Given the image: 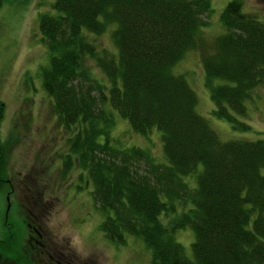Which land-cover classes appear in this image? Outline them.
I'll return each mask as SVG.
<instances>
[{"label":"trees","instance_id":"16d2710c","mask_svg":"<svg viewBox=\"0 0 264 264\" xmlns=\"http://www.w3.org/2000/svg\"><path fill=\"white\" fill-rule=\"evenodd\" d=\"M240 5H222V34L207 49L199 32L208 0H53V13L36 15L48 51L39 69L42 90L56 123L71 133L62 165L73 159L88 177L91 200L104 215L102 235L114 243L125 234L139 237L151 264L264 262V142L220 140L196 113L185 77L171 72L184 52L199 49L210 115L247 130L233 114L245 115L250 90L264 83V23ZM107 23L114 24L115 55L85 37ZM1 110L0 103V119ZM114 111L138 135L158 131L162 161L135 144L112 145ZM5 151L0 143V183ZM179 228L193 233L188 258L173 238ZM7 243L0 240V264H20L9 259Z\"/></svg>","mask_w":264,"mask_h":264},{"label":"rangeland","instance_id":"374dc122","mask_svg":"<svg viewBox=\"0 0 264 264\" xmlns=\"http://www.w3.org/2000/svg\"><path fill=\"white\" fill-rule=\"evenodd\" d=\"M208 1L211 10L202 17L206 25L199 32L205 49L211 47L213 37L222 34L218 17L222 5L228 2ZM238 1L240 10L264 23V0ZM52 2L2 0L0 5V143L6 147L5 172L0 183V240H9L4 246L7 250H2L8 251L9 259L20 258V264L24 262V255L30 264H44V257L34 245H27L24 211L17 206V202L21 204L28 198L35 200L31 213L39 210L37 218L44 237L57 241V248L63 254L79 257L86 264H151L148 249L139 237L125 234L123 242L114 243L102 235L99 223L104 215L91 200L92 184L73 159L67 169L62 165L63 156L69 154L66 138L71 133L56 123L50 99L42 90L39 69L47 64L48 51L40 41L36 26L37 14L54 12ZM113 26L107 23L100 34L87 32L85 37L96 49L100 46L115 55L116 48L109 34ZM199 59V49L187 50L172 65L171 71L183 75L192 88L197 97L196 113L207 119L220 140L260 138L264 142V83L250 90L251 98L244 101L245 115L233 114L249 128H233L227 121L210 115L213 106L202 84L204 75ZM92 64L88 59L86 66H90L93 76L106 84L100 70ZM102 107L106 110L105 104ZM115 113V123L109 129L114 139L112 145L122 148L135 144L162 161L158 131L154 128L147 135H138ZM192 235L188 228L174 230L173 238L181 244L186 258L191 256Z\"/></svg>","mask_w":264,"mask_h":264},{"label":"flooded vegetation","instance_id":"af4514ba","mask_svg":"<svg viewBox=\"0 0 264 264\" xmlns=\"http://www.w3.org/2000/svg\"><path fill=\"white\" fill-rule=\"evenodd\" d=\"M33 205H35V200L32 201L28 198L25 200V202L22 201L21 204L20 202H17V206H19V208L24 211L23 224H25V229L28 230V233L26 234L27 245L31 247L34 245L39 254L44 257V264H86V261L80 259L79 257L63 254L61 248H57V241L44 237L45 234L39 226L40 219L37 218L39 210L37 209V211H35L36 214L35 212L31 213V208ZM47 251L52 252L54 256L53 259L48 257L46 253Z\"/></svg>","mask_w":264,"mask_h":264}]
</instances>
